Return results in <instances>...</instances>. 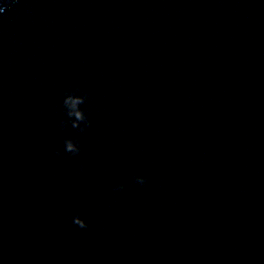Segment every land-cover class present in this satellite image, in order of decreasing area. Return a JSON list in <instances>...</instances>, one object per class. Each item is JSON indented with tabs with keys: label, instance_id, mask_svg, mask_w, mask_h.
I'll use <instances>...</instances> for the list:
<instances>
[{
	"label": "water",
	"instance_id": "water-1",
	"mask_svg": "<svg viewBox=\"0 0 264 264\" xmlns=\"http://www.w3.org/2000/svg\"><path fill=\"white\" fill-rule=\"evenodd\" d=\"M77 88L84 132L63 108ZM65 137L79 156L56 155ZM0 264H264V2L0 15Z\"/></svg>",
	"mask_w": 264,
	"mask_h": 264
},
{
	"label": "clouds",
	"instance_id": "clouds-1",
	"mask_svg": "<svg viewBox=\"0 0 264 264\" xmlns=\"http://www.w3.org/2000/svg\"><path fill=\"white\" fill-rule=\"evenodd\" d=\"M17 0H0V15H3L6 10L11 7ZM264 2V0H262ZM88 101V93L80 89H70L63 95V108L66 111L68 117L71 118L73 127L80 128L82 132L86 131L92 125V120L89 113L85 110L83 105ZM68 121L62 120L59 123V128L63 129L67 125ZM83 151V147L78 139L65 137L63 141V149H57L56 155L62 157L65 153L71 154L76 157ZM149 177L145 175H136L134 177L135 183L144 185L148 182ZM125 188L124 183H118L113 185V191L121 192ZM72 223L79 226L81 229H87L89 227L86 218L80 214H75L71 217Z\"/></svg>",
	"mask_w": 264,
	"mask_h": 264
}]
</instances>
